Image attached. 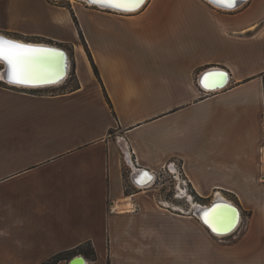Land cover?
<instances>
[{
    "label": "crops",
    "instance_id": "0c3cea01",
    "mask_svg": "<svg viewBox=\"0 0 264 264\" xmlns=\"http://www.w3.org/2000/svg\"><path fill=\"white\" fill-rule=\"evenodd\" d=\"M72 1L0 0V33L72 48L76 82L0 79V264H264V0ZM207 70L226 87L202 88ZM170 166L204 208L221 194L249 225L219 235L182 194L126 195L124 171L145 190L140 170Z\"/></svg>",
    "mask_w": 264,
    "mask_h": 264
},
{
    "label": "water",
    "instance_id": "95a60500",
    "mask_svg": "<svg viewBox=\"0 0 264 264\" xmlns=\"http://www.w3.org/2000/svg\"><path fill=\"white\" fill-rule=\"evenodd\" d=\"M78 1H82L88 5L91 4L92 6H95V7L101 8V9L120 12L113 7H106V6H104L103 3H100V2L94 3V2H92V0H90V1L78 0ZM246 1H248V0H235L234 6L231 4H228L226 2V0H215V2L210 0V3L214 6L217 5L221 8H230L232 10L238 6L237 4H239L241 2H246ZM144 2H145V0H144ZM144 2H143V4H144ZM143 4L138 6L136 8V10L139 9ZM122 12H125V11H122ZM0 37H2L5 40L14 41L16 43L23 44V45H30L32 48L43 50V51L38 52L36 54V58L34 61L35 76H34L33 80L27 84L10 83L8 75H7L8 66L5 62H3L2 69L0 70V72L5 73V77L1 81L5 82L6 84L18 86V87H31V88L36 87V86H47V85L57 84L58 82L62 81L66 77V75L68 73V69L71 70L70 55H69L68 51L62 47L47 44V43H33V42L29 43V42L22 41V40H21L22 42H19L18 39L14 38V37H10L4 33H0ZM69 62H70V67H69ZM219 72H223V73H225V75L222 79L217 80V82H215V84H213L214 85L213 86L210 83V79L208 78V74L209 73H219ZM204 81L205 82L207 81L206 83L209 84V87L207 88L209 90H215V89H219V88L223 89L224 87H226V85L229 82L228 81V73L223 71V70H207L203 73L201 80L199 79V83H200V86L202 88H205L203 86ZM140 171L148 174V179L144 181L145 182L144 184H142V183L137 182L136 179L133 177V181L136 184H138L139 186H147V185L151 184L152 181L153 182L156 181L157 175L155 172H151L148 170H140ZM206 206L207 205H203V208L201 210H196V212H195V215L198 218H200L201 221H202L201 217L203 216V217L207 218L208 213H210L211 210L214 208H221V212L223 215L231 217L234 219L235 222L232 223L231 227H226L225 228L226 231L225 232L223 231L220 234H229L230 232H232L235 229V227L237 226L239 218L242 217V213H241L240 208L237 205L235 206L231 203L216 202L213 205H211L209 208H204ZM231 211H233V215L231 214ZM70 264H87V263L85 262V259L83 257L78 256V257L74 258L73 260H71Z\"/></svg>",
    "mask_w": 264,
    "mask_h": 264
},
{
    "label": "snow or ice",
    "instance_id": "6c2138e0",
    "mask_svg": "<svg viewBox=\"0 0 264 264\" xmlns=\"http://www.w3.org/2000/svg\"><path fill=\"white\" fill-rule=\"evenodd\" d=\"M92 2L103 3L106 7H113L118 11H135L138 6L143 4L144 0H92ZM228 4L235 5V0H226ZM41 49L32 48L30 45H23L14 41L5 40L0 37V61L8 66V78L10 83L27 84L30 83L34 76V61L36 54ZM225 73H209L208 78L215 82V78H223ZM205 88L209 84H203ZM214 86V85H213ZM234 219L225 216L221 212V208H214L208 213L204 223L212 229L213 232L220 234L226 227H231Z\"/></svg>",
    "mask_w": 264,
    "mask_h": 264
},
{
    "label": "rangeland",
    "instance_id": "374dc122",
    "mask_svg": "<svg viewBox=\"0 0 264 264\" xmlns=\"http://www.w3.org/2000/svg\"><path fill=\"white\" fill-rule=\"evenodd\" d=\"M55 2H59L61 4L64 5H71L72 3L74 4L75 2H73L72 0H53ZM152 1V0H151ZM150 1V2H151ZM80 2V1H79ZM76 4V3H75ZM77 6V4H76ZM38 43V42H37ZM66 49L69 50L70 56L72 57L71 60V70H70V74H69V78L64 82L63 85H58L56 92L57 93H64L67 91H71L75 86H76V82H75V78H74V57H73V49L70 47H67ZM2 64H0V70H1ZM26 88V87H25ZM115 135V134H113ZM174 173V175H172L170 172ZM157 175V180L156 183L150 187V189H140L137 188L135 186H133L131 184V179H130V173L126 170L124 171V176H125V193L126 195H131V194H140V196L142 195L143 197L149 198L150 196H156L157 200H158V204L161 207H164L167 203L166 199H170V198H175V196H179V194H182V199L183 201H179V205L181 207H183V209L187 208L188 203L189 204H193L192 206L195 205L198 206L199 204L202 205H208L211 203L212 200H210L209 202H201L200 199L198 198V196L196 195V192L194 191V189L192 188L191 185L188 184V178L186 176H182L180 175L182 172L180 170L173 169L171 166L169 169H162L158 172H155ZM179 179V180H178ZM182 186L183 192L180 191L178 192V188L180 189V185ZM186 196V197H183ZM188 200V201H187ZM194 200V201H193ZM198 203V205L196 204ZM242 207V204H239ZM180 208V207H179ZM194 220V219H192ZM249 225V214H247L246 212H243L242 215V221H241V226L240 229H244Z\"/></svg>",
    "mask_w": 264,
    "mask_h": 264
},
{
    "label": "bare ground",
    "instance_id": "6f19581e",
    "mask_svg": "<svg viewBox=\"0 0 264 264\" xmlns=\"http://www.w3.org/2000/svg\"><path fill=\"white\" fill-rule=\"evenodd\" d=\"M87 1H90V0H87ZM148 1L149 0H145V2H144V4L139 8V9H137V10H135V11H130V12H124V13H131V12H137V11H139V10H141L144 6H145V4L146 3H148ZM209 2H210V0H208ZM211 1H214L215 2V0H211ZM250 0H248V2H249ZM247 2V1H246ZM246 2H241V3H239V4H237L238 6L236 7V8H238L239 6H241L243 3H246ZM91 3V2H90ZM217 3V2H216ZM217 6V5H216ZM219 7V6H218ZM235 8V9H236ZM224 9H228V10H230V8H224ZM235 9H232V10H235ZM120 12H122V11H120ZM19 42H22L21 40H19ZM29 43H31V42H29ZM0 64H3V61H0ZM69 67H70V62H69ZM70 72V69H68V73H67V75H66V77L62 80V81H60V82H58L57 84H52V86H55V85H62V84H64V82L69 78V73ZM5 77V73H3V72H0V79L2 80V78H4ZM227 80V79H226ZM229 80V79H228ZM207 82V81H206ZM205 81H204V84L206 83ZM215 82H217V80H215ZM215 82H213V80H210V83L213 85V84H215ZM48 86H50V85H47V86H43V87H48ZM36 87H40V88H43L42 86H36ZM29 88V87H28ZM216 202H226V203H229L228 201H226L225 199H224V197L221 195V194H218V197H217V199L212 203V204H214V203H216ZM231 204H233V203H231ZM234 205V204H233ZM201 205H198L197 206V208H199ZM202 207V206H201ZM209 208V207H208ZM199 210V209H198ZM231 214L233 215V211H231ZM202 218V220H203V222H204V219H206L205 217H201ZM240 222H241V218H239V220H238V224H237V226L235 227V230L239 227V225H241L240 224ZM236 225V224H235ZM208 226V225H207ZM234 230V231H235ZM224 232L226 231V229L225 230H223ZM222 231V232H223ZM219 235H221V234H219Z\"/></svg>",
    "mask_w": 264,
    "mask_h": 264
},
{
    "label": "trees",
    "instance_id": "16d2710c",
    "mask_svg": "<svg viewBox=\"0 0 264 264\" xmlns=\"http://www.w3.org/2000/svg\"><path fill=\"white\" fill-rule=\"evenodd\" d=\"M91 57V56H90ZM92 65H93V69H94V72L96 74L97 77H99V71H98V68L97 66L94 64L93 60H92ZM75 69V67H74ZM74 76H75V70H74ZM64 259H67L66 258V253H59L55 256H53L52 258H50L47 262H45L44 264H57L58 262L64 260Z\"/></svg>",
    "mask_w": 264,
    "mask_h": 264
},
{
    "label": "built area",
    "instance_id": "2783aa9c",
    "mask_svg": "<svg viewBox=\"0 0 264 264\" xmlns=\"http://www.w3.org/2000/svg\"><path fill=\"white\" fill-rule=\"evenodd\" d=\"M30 89H35V88H30ZM136 161H138V160L136 159ZM167 169H168V168H167ZM169 172H170V171H169ZM170 173H171V172H170ZM171 174H172V175H174V173H173V172H172Z\"/></svg>",
    "mask_w": 264,
    "mask_h": 264
}]
</instances>
